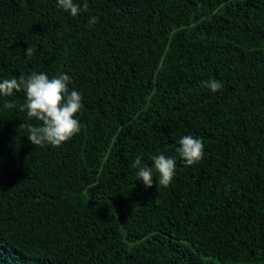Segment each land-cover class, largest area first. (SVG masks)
I'll list each match as a JSON object with an SVG mask.
<instances>
[{
  "label": "trees",
  "instance_id": "1",
  "mask_svg": "<svg viewBox=\"0 0 264 264\" xmlns=\"http://www.w3.org/2000/svg\"><path fill=\"white\" fill-rule=\"evenodd\" d=\"M88 5L0 0V82L67 74L83 97L80 133L40 147L26 93L0 95V264H264V0ZM186 135L204 143L192 166Z\"/></svg>",
  "mask_w": 264,
  "mask_h": 264
},
{
  "label": "clouds",
  "instance_id": "2",
  "mask_svg": "<svg viewBox=\"0 0 264 264\" xmlns=\"http://www.w3.org/2000/svg\"><path fill=\"white\" fill-rule=\"evenodd\" d=\"M58 6L65 12H70L76 17L81 12L88 11V0H83V6L74 0H57ZM98 22V17L92 16L89 19V26ZM34 47L25 49V56L31 59L35 53ZM72 83L67 74H60L49 78L43 72H33L27 79L21 74L19 79H4L0 82V95L12 96L16 92L26 93V103L21 111L26 110L29 120L35 119L38 124L22 125L27 128L28 139L35 146L60 147L77 136L81 131L80 121L76 118L83 107L82 95L75 89L70 90ZM202 85L213 93L222 89L223 85L216 79L203 81ZM6 107H12L7 104ZM180 147L176 148L179 157L186 166H192L201 162L204 158V143L201 139L191 135L184 136L179 141ZM154 163V170L158 173L159 186L167 188L172 183L176 174L175 157H166L164 154L151 157ZM133 168H138L137 180L143 182L145 189L154 185L153 168L147 165L142 166L141 155H137Z\"/></svg>",
  "mask_w": 264,
  "mask_h": 264
}]
</instances>
